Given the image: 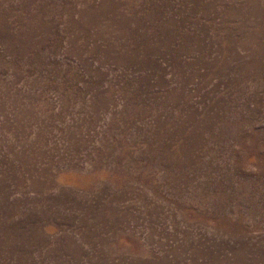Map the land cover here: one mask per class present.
<instances>
[{
	"label": "rangeland",
	"instance_id": "obj_1",
	"mask_svg": "<svg viewBox=\"0 0 264 264\" xmlns=\"http://www.w3.org/2000/svg\"><path fill=\"white\" fill-rule=\"evenodd\" d=\"M0 264H264V0H0Z\"/></svg>",
	"mask_w": 264,
	"mask_h": 264
}]
</instances>
